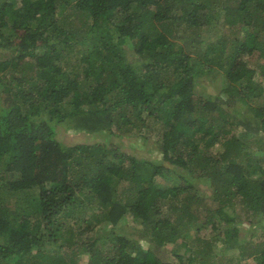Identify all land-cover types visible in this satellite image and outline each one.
<instances>
[{"label": "trees", "instance_id": "obj_1", "mask_svg": "<svg viewBox=\"0 0 264 264\" xmlns=\"http://www.w3.org/2000/svg\"><path fill=\"white\" fill-rule=\"evenodd\" d=\"M257 73L264 0H0V264H78L82 251L169 264L167 244L184 264H218L223 245L264 264L246 226L264 228V158L247 151L264 142ZM71 215L108 232L85 241ZM127 216L147 245L118 233Z\"/></svg>", "mask_w": 264, "mask_h": 264}, {"label": "rangeland", "instance_id": "obj_2", "mask_svg": "<svg viewBox=\"0 0 264 264\" xmlns=\"http://www.w3.org/2000/svg\"><path fill=\"white\" fill-rule=\"evenodd\" d=\"M226 33H228V29L226 30ZM131 57H133V54H132V51H130L128 53ZM260 62H263V59H261V57H258V55L256 54L255 57H250L248 60H247V63H248V66L249 67H256L258 66V64ZM259 73H257V79L259 81H262V86H263V91H264V78H262L260 75H258ZM221 84V79L220 78H216L214 76H210L209 79L207 81H205V83L203 84V86L199 87L200 91H203L205 92L206 94L209 93L212 94V93H215L217 90V86ZM244 126L242 127H239L238 128V132L237 134H242L243 131H244ZM129 136H132L129 135ZM68 137H70V139H72L73 141H82L84 139H88L89 140V136H87L86 133L84 132H81V133H78L77 135H73L72 132L68 133ZM153 138V137H152ZM152 138H145L144 140H149L145 147L143 148L144 149V152L147 154V157H150V158H155L157 157L159 154H160V151L159 150H156V151H151L153 148L151 146H147L148 144H150L151 142H155V139H152ZM115 140H117L116 138H114ZM127 139H130L129 143H133L135 144V146H140V145H144V140H142L140 137L136 138V137H129ZM93 140V139H92ZM118 142V141H117ZM251 148H249L247 151L250 152V151H253V154L255 156H258L259 158H264V142L260 145V143H255V144H252L250 145ZM125 148V147H124ZM160 148V147H159ZM219 151L220 150V144H217L216 146L213 147V151L215 153H217L216 151ZM221 151V150H220ZM200 181H203L202 182V185H201V190H200V193L202 195H206V196H209L210 195V191L208 189H206L204 187V185H208L210 184L209 182V179L208 178H201ZM209 191V192H208ZM34 197H38V191L34 192ZM229 211H231L232 209L235 210L236 207L233 206L232 208H228ZM97 215H101L102 216V219H103V214H102V211L101 209H94V210H89L87 211V217L86 219H89V218H93L94 216H97ZM73 215L70 216V218H68L66 221L68 222V224L71 226V227H80L83 231V234L82 236L79 234V231L80 230H76L77 232V236L78 237H81L83 238L85 241H87L88 237L89 236H95V237H98L100 235H103L104 233L108 232V228H106L107 226H105V223H102V222H97L95 219V221H93L91 224H88L86 222H81L80 225L78 223L77 220L73 219L72 218ZM248 223V222H246ZM247 227H250V231L252 230L253 228V231H254V241H264V228H258V227H254V226H251V225H246ZM143 226L141 225L140 222H135V220H133V218L131 216H127V218H125L123 221H120L119 225H118V233H121V234H126L128 237H130V239L133 241V242H138L139 244H142V245H147L148 244V241L145 239V233L143 232ZM207 231V230H206ZM62 241V240H60ZM220 243V242H219ZM224 246V245H223ZM223 246H220L218 247L217 249V254H219V257H221L220 255H225V259L224 260H220L218 262V264H256L252 258H244L243 260H238V253H239V249L237 248H230V249H227L225 252L223 251ZM176 249H174L173 245L171 244H167L164 248V251H172V254L171 255H164L165 256V260L168 261L169 264H184V260L181 259V256L182 254L178 253L177 251H175ZM175 251V252H174ZM78 258L79 260L78 261V264H87L88 263V259H89V253L88 252H79L78 254ZM233 258V261L232 260H228L229 258ZM194 264H197L196 262H194Z\"/></svg>", "mask_w": 264, "mask_h": 264}]
</instances>
